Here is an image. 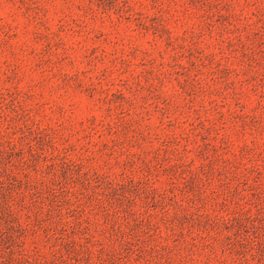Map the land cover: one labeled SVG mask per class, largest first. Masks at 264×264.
<instances>
[{"label": "rangeland", "instance_id": "1", "mask_svg": "<svg viewBox=\"0 0 264 264\" xmlns=\"http://www.w3.org/2000/svg\"><path fill=\"white\" fill-rule=\"evenodd\" d=\"M0 264H264V0H0Z\"/></svg>", "mask_w": 264, "mask_h": 264}]
</instances>
